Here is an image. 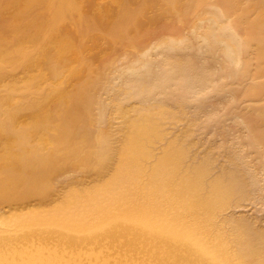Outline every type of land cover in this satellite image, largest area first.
<instances>
[{"label": "bare ground", "instance_id": "1", "mask_svg": "<svg viewBox=\"0 0 264 264\" xmlns=\"http://www.w3.org/2000/svg\"><path fill=\"white\" fill-rule=\"evenodd\" d=\"M141 1L122 12V0H0V264H264L262 236L219 222L245 193L237 175L207 182L208 165L185 168L179 143L151 161L163 120L154 110L130 117L122 100L116 110L128 126L120 145L114 140L115 116L97 93L109 91L94 74L104 39L137 46L135 32L158 2L161 15L204 18L206 0H191L186 12L182 0ZM254 1L257 15L241 16L263 62L264 0ZM223 2L231 14L242 0ZM145 55L126 70L149 65Z\"/></svg>", "mask_w": 264, "mask_h": 264}, {"label": "rangeland", "instance_id": "2", "mask_svg": "<svg viewBox=\"0 0 264 264\" xmlns=\"http://www.w3.org/2000/svg\"><path fill=\"white\" fill-rule=\"evenodd\" d=\"M141 2L122 0L116 5L125 12ZM254 2L242 0L241 8L228 14L223 0H206L201 9L203 19H180L165 8L161 15L158 2L149 8L145 18L150 21L144 29L135 32H140L137 46L104 39L106 48L96 57L100 69L94 74L104 75L99 86L109 92L97 93L98 97L102 94L108 113L115 116L113 137L120 139L119 145L128 126V118L116 110L119 100L128 104L130 117L154 110L163 120L165 135L152 145L155 155L151 161L156 162L171 143H179L188 152L185 168L208 165L207 182L237 175L245 193L220 213L219 222L229 231L236 230L238 221L246 223L264 238V61H260L258 42L247 37L249 21L241 16L244 9L250 10L251 18L257 15ZM181 4L185 12L191 8V0ZM92 34L105 36L101 31ZM161 36L179 39L173 45L152 46ZM96 50L88 55H95ZM146 52L151 54L149 65L134 74L126 70ZM119 69L126 71L121 74ZM117 73L121 75L117 77ZM166 74L168 82L162 86ZM156 83L159 85L154 87ZM138 88H152L153 93L136 99Z\"/></svg>", "mask_w": 264, "mask_h": 264}]
</instances>
